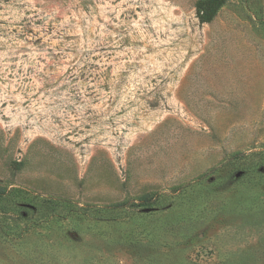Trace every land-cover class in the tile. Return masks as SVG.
<instances>
[{"label": "rangeland", "instance_id": "obj_1", "mask_svg": "<svg viewBox=\"0 0 264 264\" xmlns=\"http://www.w3.org/2000/svg\"><path fill=\"white\" fill-rule=\"evenodd\" d=\"M0 0V264H264V0Z\"/></svg>", "mask_w": 264, "mask_h": 264}, {"label": "trees", "instance_id": "obj_2", "mask_svg": "<svg viewBox=\"0 0 264 264\" xmlns=\"http://www.w3.org/2000/svg\"><path fill=\"white\" fill-rule=\"evenodd\" d=\"M226 0H201L196 5V15L201 24L211 23Z\"/></svg>", "mask_w": 264, "mask_h": 264}]
</instances>
